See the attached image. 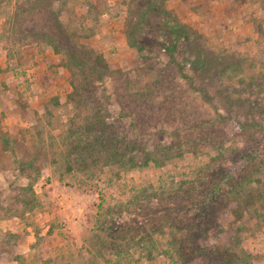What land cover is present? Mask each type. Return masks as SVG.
Returning <instances> with one entry per match:
<instances>
[{
	"label": "rangeland",
	"instance_id": "rangeland-1",
	"mask_svg": "<svg viewBox=\"0 0 264 264\" xmlns=\"http://www.w3.org/2000/svg\"><path fill=\"white\" fill-rule=\"evenodd\" d=\"M129 2L0 0V264H264V0H164L171 22L193 34L205 70L152 45L147 26L137 33L151 46H130L126 22L137 19ZM42 9L74 36L87 64L102 68L89 72L109 96L108 120L130 138L148 139L144 146L161 164L126 170L102 154L87 165L66 156L75 131L86 134L87 110L71 98L66 55L37 34L47 28ZM158 72L167 75L168 87L157 91L169 97L168 115L198 122L219 111L260 123L217 127L228 157L220 172L207 173L222 151L206 142L209 125L185 130L180 120L127 104ZM184 193V221L172 235L169 195ZM137 196L149 208L135 204Z\"/></svg>",
	"mask_w": 264,
	"mask_h": 264
},
{
	"label": "trees",
	"instance_id": "trees-1",
	"mask_svg": "<svg viewBox=\"0 0 264 264\" xmlns=\"http://www.w3.org/2000/svg\"><path fill=\"white\" fill-rule=\"evenodd\" d=\"M129 3H131V7L128 9V14L137 19V22L133 24L130 19L126 22V37L130 46L136 48L138 52H143V50L151 46L144 43V38L137 33L140 29L139 26H147L150 29L149 33L153 35L149 36V39L152 40L151 44L158 45L160 48L165 49L164 51H172V56L175 51L178 52V55L181 57L184 55L183 60L187 57L186 60L189 62L190 66L197 68V70L207 69V66H205L203 62H200L202 60L200 59L201 54H199L200 49H197L198 44L195 42L193 34L191 32L188 34L181 32L178 26L171 22L169 17H172V14L165 8L164 0H131ZM29 9L34 10L35 6H32ZM48 12V10L42 9L44 26L47 28H43V30L38 29L37 34L43 39V41L50 44L54 50L63 51L66 55L68 62L71 63L70 69L72 71L70 82L73 91L70 94L72 96L71 98L75 99L77 97L76 100H79L81 104L80 107L87 110L83 125V130L86 134L83 136H75V131L73 137L69 140L71 145L66 156L71 158L74 163L87 165L88 159L95 160V155L102 154L107 160V165H117L119 169L122 168L126 170L142 167L150 163L161 164L162 162L158 161V155L152 153L153 148L149 150L144 146L148 143V139L141 141L142 138L141 140L130 138L126 131H118L115 125L108 120L110 117L108 111L109 96L108 94L107 96L104 95V91L101 92L95 84L94 76L91 73H99L100 70H102L101 67L95 66L97 65L95 62L97 61V58L96 60H93L95 65L87 64L86 57L89 55H87L86 51L81 49L80 46L76 45L74 36L64 28L63 23L60 20L55 19L54 24H50L48 20ZM35 15H33V17H35ZM156 35L161 39H158ZM176 43L180 44L178 45ZM183 47H186V49H183ZM92 58L93 57L91 56V59ZM176 65L181 76L190 81L188 83L189 85L192 84V77H188L184 73L183 65L181 63H176ZM89 70L91 72H89ZM164 74L165 75H161L159 72L156 73L155 81L153 83L151 82V84L146 83L144 88L133 92V95H130L127 98V104L132 107V110L140 107L142 109L141 113L144 116L151 114L157 115L158 117L163 116L165 118L180 120V123L185 126V130H193L201 125H209V127L213 128V131L208 132V137H206L205 140L211 144L217 141L216 144L219 148L218 150L222 151L214 157V162L211 165H207V173L212 176V171L220 172V162L228 159V157H226V154L223 152L226 139L218 133L217 127L224 124V121L234 120L237 128L241 131L247 126H260V123H255L251 119L249 121H241V119L233 117L232 119L228 115H222L219 111H215L214 117H208L205 121L202 118H197L199 120L198 122H195L196 116L193 114H183L182 116L180 115L181 112L176 111L177 114H174L171 110V114L168 115L170 106L167 104V99H169V97L160 91H157L168 87L166 82L167 75L166 73ZM160 99H163L164 102L160 101ZM169 102L172 103L173 100ZM255 103L260 106L259 100H256ZM178 131L179 129H175L172 132L175 134ZM88 132L90 135H88ZM74 136L77 137V140L75 141ZM178 142L179 141H175L174 143L176 144ZM172 144L173 143L162 144L160 145V149H172ZM241 148L244 149L242 146ZM235 152L237 153V151ZM239 154L242 156V150L237 153V155ZM140 155H143V157ZM248 160L252 161L250 157ZM244 173H246L245 167ZM250 174L251 171H249V175L246 174V176L249 177ZM226 178L229 177L226 176ZM224 181L226 185L230 184L231 187V181L229 179ZM156 194L157 193L154 192L152 194L153 197L159 195ZM149 197L150 196H145L144 198L148 201L150 200ZM171 197L172 199L174 198L173 201L175 202V206L167 207V215H169L168 217L170 220L165 224L170 226L172 231L171 234L174 235L173 229H180V225L184 221L183 214L186 208L184 202L188 195H186V193L175 194V196L171 194L169 195V198ZM135 199V204H138L140 208H149V202L145 201L140 204V196H137ZM180 210H183V212ZM157 220L156 217L154 223L157 222ZM180 245L183 244L180 243Z\"/></svg>",
	"mask_w": 264,
	"mask_h": 264
}]
</instances>
